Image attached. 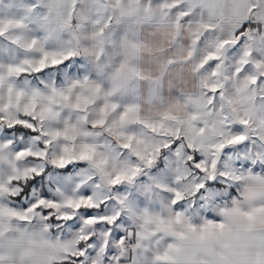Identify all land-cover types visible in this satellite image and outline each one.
Masks as SVG:
<instances>
[{
    "label": "snow or ice",
    "instance_id": "snow-or-ice-1",
    "mask_svg": "<svg viewBox=\"0 0 264 264\" xmlns=\"http://www.w3.org/2000/svg\"><path fill=\"white\" fill-rule=\"evenodd\" d=\"M0 6V264H264V0Z\"/></svg>",
    "mask_w": 264,
    "mask_h": 264
},
{
    "label": "rangeland",
    "instance_id": "rangeland-1",
    "mask_svg": "<svg viewBox=\"0 0 264 264\" xmlns=\"http://www.w3.org/2000/svg\"><path fill=\"white\" fill-rule=\"evenodd\" d=\"M14 0H4L5 4L13 3ZM0 11L7 12L8 9L4 8L3 6H0Z\"/></svg>",
    "mask_w": 264,
    "mask_h": 264
}]
</instances>
